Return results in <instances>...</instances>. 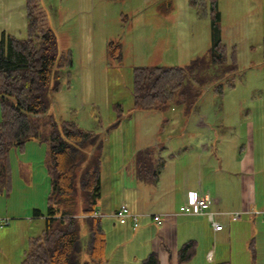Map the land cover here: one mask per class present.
Wrapping results in <instances>:
<instances>
[{
	"label": "rangeland",
	"instance_id": "rangeland-1",
	"mask_svg": "<svg viewBox=\"0 0 264 264\" xmlns=\"http://www.w3.org/2000/svg\"><path fill=\"white\" fill-rule=\"evenodd\" d=\"M34 4L36 33L52 29L59 50L72 61L59 71L61 89L52 94L49 112L58 122L72 120L103 134L122 110L120 122L104 134L95 154L100 161L97 211L102 221L134 183L135 152L161 144L164 175L175 167L176 175L201 179L214 188L231 213L249 210L237 220L222 216L231 222L229 231L204 242L211 259L201 257V264H264V219L256 214L264 207V173L252 175V154L264 156V0H218L221 41L227 56L234 48L238 68L222 79H232L234 85L224 84L221 93L204 86L188 113L184 105L172 103L162 110L134 108L132 70L139 65L182 67L210 58V18L198 17L190 0ZM2 32L28 36L25 0H0V37ZM110 41L120 43V57L114 56ZM47 149L46 142L28 140L22 149L8 152L10 183L0 187V264H21L28 238L44 227V219L33 212H46ZM159 254L161 264H170L165 251Z\"/></svg>",
	"mask_w": 264,
	"mask_h": 264
},
{
	"label": "trees",
	"instance_id": "trees-1",
	"mask_svg": "<svg viewBox=\"0 0 264 264\" xmlns=\"http://www.w3.org/2000/svg\"><path fill=\"white\" fill-rule=\"evenodd\" d=\"M34 2L25 0L28 36L18 38L2 32L0 37V187L10 183L8 152L12 147L22 149L28 140L46 142V212H33L34 216H44V227L28 238L21 264H102L106 234L101 216H93L100 197V161L95 154L104 134L120 122L122 110L116 109L117 120L103 134L84 129L72 120L58 122L49 112L52 94L61 89L59 71L72 61L59 50L52 29L36 33ZM190 3L198 17L210 18V58L196 59L182 67H133L134 108L162 110L172 103L184 105L188 113L204 86L211 85L215 93H221L224 84L234 85L232 79H222L238 68L234 48L227 56L221 41L218 0ZM108 46L116 51L115 57H120L119 42L110 41ZM262 68L264 81V63ZM133 164L136 179L155 183L165 159L154 145L146 146L135 152ZM196 247L194 239L185 241L176 252L177 262L189 263ZM137 264H160V258L151 251Z\"/></svg>",
	"mask_w": 264,
	"mask_h": 264
},
{
	"label": "crops",
	"instance_id": "crops-1",
	"mask_svg": "<svg viewBox=\"0 0 264 264\" xmlns=\"http://www.w3.org/2000/svg\"><path fill=\"white\" fill-rule=\"evenodd\" d=\"M160 145L155 146L159 155L162 150ZM252 160L255 162L253 166L255 172L252 175L263 174L264 156L257 158L253 153ZM164 169H166V164L160 171L157 182L148 183L135 178L132 186L124 189L126 196H123L120 203H125L132 212L141 214L140 224L136 229H132L128 224H120L114 217V219L112 218L111 215L120 203L112 204L109 208V218L102 221L104 230L106 229L107 233L110 232V238H108L105 231L106 247L102 264H137L151 251H156L159 256L160 251H165L168 257L170 253V264H201V257L205 261L211 259V250L205 251L203 244L225 229L229 231L228 224L231 222L228 220L224 222L221 218L222 216L229 218L234 210L228 208L229 206L224 202L222 195L217 193L214 188L208 187L201 179L191 181L184 174L178 176L175 173V167L168 171L172 174L164 175ZM254 184L256 185V181ZM191 191L210 198L207 212L213 213L214 219L224 224V229L213 231L206 215L179 212V207L186 202L187 194ZM128 194L130 195L128 196ZM252 201L256 203V194ZM243 206L244 201L238 208ZM97 212L99 213V211ZM40 213L43 214L41 211ZM41 214L36 217L44 219ZM154 214L162 216L160 224L156 223L153 218ZM189 239H194L197 242L196 257L194 256L195 258L193 257L189 263H178L176 252Z\"/></svg>",
	"mask_w": 264,
	"mask_h": 264
},
{
	"label": "built area",
	"instance_id": "built-area-1",
	"mask_svg": "<svg viewBox=\"0 0 264 264\" xmlns=\"http://www.w3.org/2000/svg\"><path fill=\"white\" fill-rule=\"evenodd\" d=\"M209 206V199L207 196L199 195L195 191H191L187 194L186 202L179 207L180 213L185 214H197V215H206L208 217L209 222L212 225L213 231H219L223 229V225L214 219V215L211 212H207V208ZM249 211L242 212H233L231 213V218L233 220L240 219L241 216ZM256 214L261 215L264 219V209L257 210ZM93 216H101L100 213L94 212ZM112 216L118 221L120 224H128L132 229H136L139 226L141 214L134 213L129 210L128 206L125 203H121L117 209L114 211ZM153 218L159 224L161 223V215L154 214Z\"/></svg>",
	"mask_w": 264,
	"mask_h": 264
}]
</instances>
